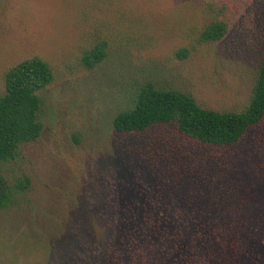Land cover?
Instances as JSON below:
<instances>
[{"label":"rangeland","instance_id":"374dc122","mask_svg":"<svg viewBox=\"0 0 264 264\" xmlns=\"http://www.w3.org/2000/svg\"><path fill=\"white\" fill-rule=\"evenodd\" d=\"M227 24L196 41L210 20ZM99 40L106 55L80 56ZM188 47L179 57L177 50ZM39 56V135L2 162L26 189L0 209V264H264V118L230 146L173 124L117 132L145 84L242 111L264 57V0H0L3 72Z\"/></svg>","mask_w":264,"mask_h":264},{"label":"trees","instance_id":"16d2710c","mask_svg":"<svg viewBox=\"0 0 264 264\" xmlns=\"http://www.w3.org/2000/svg\"><path fill=\"white\" fill-rule=\"evenodd\" d=\"M227 31L222 19L210 20L197 33L196 41L214 42ZM189 53L188 47L177 50L179 57ZM106 55V41L99 40L83 51L81 64L94 67ZM3 93L0 95V165L13 159L22 142L34 140L41 131L38 113L39 91L53 79L50 64L39 56L22 59L3 72ZM264 118V57L261 59L246 107L239 112L216 111L200 107L188 94L145 84L137 92L131 108L117 112L112 126L117 132H144L154 125L173 124L182 136L210 146H230L240 140L245 131ZM28 178L7 184L0 174V209L15 201L23 192Z\"/></svg>","mask_w":264,"mask_h":264}]
</instances>
